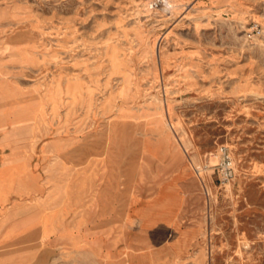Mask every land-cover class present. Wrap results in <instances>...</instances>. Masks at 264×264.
<instances>
[{
  "label": "rangeland",
  "instance_id": "rangeland-1",
  "mask_svg": "<svg viewBox=\"0 0 264 264\" xmlns=\"http://www.w3.org/2000/svg\"><path fill=\"white\" fill-rule=\"evenodd\" d=\"M168 142L178 147L169 168L157 161ZM221 145L236 168L224 189L214 166ZM0 158V174L101 180L46 186L64 203L77 186L113 204L118 230L108 231L104 264L149 253L153 264H264V0H0ZM204 166L211 198L195 170ZM179 168L190 186L180 223L191 236L176 253L158 224L144 226L150 212L128 215L138 186L142 202L159 206ZM43 201L27 204L57 210L56 199ZM50 233L29 250L58 255L44 264H81L84 246L51 248Z\"/></svg>",
  "mask_w": 264,
  "mask_h": 264
},
{
  "label": "crops",
  "instance_id": "crops-1",
  "mask_svg": "<svg viewBox=\"0 0 264 264\" xmlns=\"http://www.w3.org/2000/svg\"><path fill=\"white\" fill-rule=\"evenodd\" d=\"M171 151L168 152L166 158L157 159L162 166L168 168L173 166L174 159ZM3 161L4 159L0 158V168L3 166ZM11 163L9 167H22L21 162ZM176 173L166 182L168 193L159 206L155 199L142 202L138 186V196L133 199L128 216L131 219L142 220L141 214L144 211L150 212L153 215L154 223L144 226L151 231L158 224L157 228L161 230L164 237L174 238L171 248L172 251L179 253L183 247L188 245L191 236L190 230H183L180 223L182 210L186 206L187 195L190 193V186L184 187L181 182L182 177L187 174L185 170L182 171L179 168ZM82 178L90 179L85 180L88 183L101 182L96 176L69 177L70 180H62L64 176L60 175L0 174V264H32L35 259L42 264L56 261L55 259L59 258L58 255H52L48 260L43 257L41 260L37 253L28 248V244L38 241L44 232H51L48 240V246L51 248L84 246L85 255L81 264H104L100 258L113 253L109 249L113 245V241L109 238L108 231L118 230V212H112L111 205L113 204L100 197L101 192L93 190L82 192L77 190V186L73 187L74 191L69 192L72 197L67 203L62 201L66 197L57 196L60 193L59 190L47 191V182L77 184L84 182L77 180ZM117 182L119 181L117 180ZM92 188L96 187L92 186ZM149 189L154 190V187ZM95 193H98V196L92 199L83 196ZM37 198L44 200L40 202L41 205H45L46 200L56 199L52 209L57 208V210L45 213L43 209L28 206V201ZM175 199L180 202L178 207H172V201ZM61 205H64L62 210H60ZM120 219L123 221L122 226L125 216L122 215ZM161 219L174 222L173 226L176 232L174 235L170 230L161 226ZM155 244L156 237H150L145 245L150 248ZM126 246L135 250L140 247V240L135 237L128 239ZM155 256V253H149L144 260L132 257L133 264H153L152 260L155 259Z\"/></svg>",
  "mask_w": 264,
  "mask_h": 264
},
{
  "label": "built area",
  "instance_id": "built-area-1",
  "mask_svg": "<svg viewBox=\"0 0 264 264\" xmlns=\"http://www.w3.org/2000/svg\"><path fill=\"white\" fill-rule=\"evenodd\" d=\"M216 155L218 156V160L217 164L214 166L217 173L218 187L219 189L228 188L236 176L233 152L227 145H221L218 148ZM208 168L209 166H204L202 168H196L195 170L208 198H211L209 188L206 184V181L203 179V174Z\"/></svg>",
  "mask_w": 264,
  "mask_h": 264
},
{
  "label": "bare ground",
  "instance_id": "bare-ground-1",
  "mask_svg": "<svg viewBox=\"0 0 264 264\" xmlns=\"http://www.w3.org/2000/svg\"><path fill=\"white\" fill-rule=\"evenodd\" d=\"M158 43V42H157ZM159 50H160V46L158 45V52H159ZM165 154H166V156H167V154H168V152L170 151V150H172V152L173 153H176V150H178V147H176L175 145H174V143H169L168 142V144L165 146ZM171 152V153H172ZM172 157H173V155H172Z\"/></svg>",
  "mask_w": 264,
  "mask_h": 264
}]
</instances>
